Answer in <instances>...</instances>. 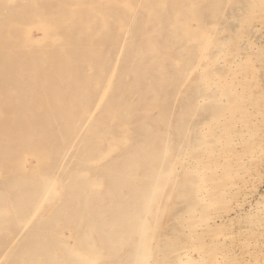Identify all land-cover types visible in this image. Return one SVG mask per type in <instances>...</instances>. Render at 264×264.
<instances>
[{
    "label": "rangeland",
    "instance_id": "1",
    "mask_svg": "<svg viewBox=\"0 0 264 264\" xmlns=\"http://www.w3.org/2000/svg\"><path fill=\"white\" fill-rule=\"evenodd\" d=\"M82 23L90 24L91 29L87 30L82 27ZM63 25L68 27L65 29L68 31L62 30ZM73 27L74 30L72 29ZM189 44L193 45V49L188 56H184L182 54L183 49ZM203 44H208L210 48L205 53H200L202 50L200 47ZM241 48L243 49L241 50ZM250 48L254 50L252 51ZM259 51L264 53V0H0V131L7 128L9 121L12 119L11 113L6 112V107L9 104L17 107V104L20 103L22 104L20 105L22 106L21 108H27L29 111L34 109L35 111L38 106V100H41L42 90H48L51 87L59 88L65 92H63L64 99L67 101L75 100L76 98L81 100L82 97L89 98L88 104L78 100H76L77 102L75 101L78 104L74 106L78 105L82 110L78 107H73L72 110L78 108L77 111H75L76 109L74 111L68 110L65 113L68 117H72V119H69L74 123L72 125L73 128L75 127L74 132H77V134L73 133L72 136L75 138L70 137L74 139L73 142L70 141V138L65 140L63 148L68 144L69 146L62 149L64 152L62 150L58 152L63 154H61L62 157L53 151L52 154L50 152V154H47V152L42 154V151L37 149L40 143L38 138L33 145L36 152H38L37 157H40L41 160L43 159L44 162L53 156L51 159H55V161L52 164H54L56 169L58 168V172L56 171L57 175H55L59 177L60 175L58 174H61L62 177L59 178L64 177L63 179L67 180V182L63 180L67 184L62 181L65 186L67 185L63 187L67 188L71 184V180L68 178L71 172L81 171V174L87 175L85 179H89V177L94 178L93 176H96L94 173L97 172V166L99 169L98 174L102 173L99 172L105 166L107 167L106 161L109 166L112 163L114 164V162L115 164L121 163V159L125 158L122 157L123 149L131 150L135 146V142L137 143L138 140L144 137L141 136L143 134H139L141 133L138 129L139 126L142 123H144L142 126L147 122L151 123H147L145 128L157 129L163 132L162 140L164 142L166 140L168 146H166L165 142V148L171 149V152L167 153L170 154L169 156L162 157V155H158L160 158L155 163V169L157 170L159 167L162 170H169V164L175 168L172 170V177L170 178L172 182L152 206L154 211L151 215L150 225L153 226L152 232L154 233L150 240L151 246L146 252L145 260L147 263L146 261L144 263L166 264L168 262L166 259H169V263L174 264L176 261L174 259L175 255L187 251L189 253L191 247L195 244H202L207 247L206 251L209 252L205 256V264H213L215 262L214 258H218L220 261V252L227 253V257L223 260L231 264H251L248 261L252 257L264 254V123H261L260 118L258 119L259 116H255V114L250 112L248 120L253 123V126L256 124L255 126L258 128L240 132L237 125H229V122L224 120V117H228L233 113L236 101L230 94L226 93L229 86L224 80L228 79L227 77L231 74V71L225 67L222 61L226 59L227 63L238 56L243 57L242 53L248 55L246 64L243 66L245 75L248 79L256 78L260 84L259 87H261L260 92L262 91V96L264 97V56L259 57ZM75 54L79 58L78 65L75 69H71ZM221 56H223V60ZM145 57H149L150 70L146 74L143 73L139 76L140 86H142V82L147 83L146 75L151 76V81L156 80L162 83L164 80L163 86H160L159 89L156 87L157 92L154 96L157 98L155 105L158 101L159 103L154 107L149 106V102L136 104L138 98L136 97L137 95H134L135 97L132 96L130 98L131 102L134 103L132 107L134 121L131 122L133 118L130 120H126V118L119 120L121 117L115 114L117 112L116 108L128 100V96L124 98L123 95L127 93L130 87L138 90V84H134L133 81L136 79L134 72H137L140 61ZM209 62L210 66L207 65ZM161 71L162 73H160ZM68 72L75 74L78 78L88 79V83L102 80V88L99 81H95L96 84L94 82V85L91 83L90 88L88 83H82L84 80L80 81V84L82 83L84 86L82 84L79 85V83L73 85V81L65 77ZM106 73L108 75H104ZM104 76L109 78L110 82L107 83L108 79ZM13 82L21 84L20 91L19 89L13 90L12 87L11 90L9 86ZM166 82L170 85H167ZM199 82L201 85L197 87L196 85ZM35 83L37 89L34 93H31L34 96L30 97L31 95L27 94L23 89L28 85L34 87ZM109 84L113 85L112 90ZM81 86H83L82 89ZM85 86L86 90L83 91ZM8 87L9 89H7ZM162 87L163 90H160ZM164 87L168 88L164 89ZM77 89L78 91H76ZM13 91H16L13 93V95L17 94L16 98L12 95ZM75 91L77 93L80 92L76 94ZM97 92L99 93L97 94ZM19 93H24L22 95L24 97ZM100 93H103V96ZM172 93L174 97L170 96ZM74 94L78 95V97L74 96ZM100 95L102 99L98 100ZM18 96V99H21L20 102L17 101ZM115 97L118 99H116L118 105L113 103L115 102L113 100ZM256 97L251 95L248 99V104H257L258 98ZM217 98L223 104V107H219L220 109L218 107L216 109V104L214 103V99ZM97 100L99 103L101 102V105ZM223 101L226 102L223 103ZM81 103H83L82 107ZM48 104V106L45 105L46 108L52 107L55 103L49 102ZM110 104H112V109L111 107L110 109L108 108ZM86 105H91L92 109ZM103 109L106 111L110 110V112L114 111V113H107ZM88 110L90 112L92 110V115H89L90 112L86 113ZM85 114L90 116L92 120L90 121ZM160 114L165 116L164 119L161 122H153V118ZM19 115L22 116L24 114L21 112ZM82 116H85L88 120L86 121ZM113 116L116 117L114 118ZM117 117L118 120L116 119ZM94 124H102V128L98 126L100 130L97 129V125L94 128ZM207 126H209V129ZM103 127L111 128L113 137H111V133L110 136H105L106 138L104 137L99 144L100 146L97 145L98 142L95 140L97 138L92 139L94 141L93 144L92 142L89 143L90 140L86 138H89V134H92L93 128L101 131ZM78 128H82L80 129L82 131ZM77 129L78 131H76ZM121 129L126 130L127 133L125 146L123 145L124 148L118 144L117 149L109 157L101 160L102 162L100 161V163L97 162L98 155L105 152L108 149V145L115 144L120 139V131L118 130ZM117 131L119 134H116ZM85 135L88 136L85 137ZM225 135H228V138H225ZM245 138L249 141H246ZM87 142L93 147L92 149L90 146L87 149L85 148V151L90 149L89 153L86 152L85 154L83 146L88 144ZM74 143H77L76 145L78 146H74ZM96 145L98 146L97 148ZM72 147L74 148L72 149ZM91 150L92 152H90ZM226 150L238 151L237 153L242 158L246 156L244 158L247 160H242V167L246 171H240V175L237 174L238 177L232 174L231 171L229 174L225 172L226 168L223 166L222 156ZM90 153L97 158H94ZM45 154L46 156L43 158L42 155ZM83 154H90L92 157L87 155L86 158L90 157L89 160H94V163L91 161L92 163L90 162L87 167H81L79 162L83 161L85 157L82 156ZM3 156L6 157L5 155ZM109 158L112 159L109 160ZM22 159L25 163V173L30 174L32 167L34 168L35 160L28 155ZM76 162L79 163L78 166L80 168L76 167ZM108 162H111V164ZM27 165H29V168H27ZM102 165L104 167H101ZM48 169H45V173L46 171L48 172ZM138 173L141 175V179L146 176L145 171L142 169ZM4 176L7 178H4ZM17 177L18 173L13 164L1 158L0 192L1 195L3 194L2 197H8L16 192L14 190L16 183L22 187L21 181H18ZM206 177L209 178L206 182L210 184L209 187L211 186L207 194L203 193V191L200 192V189L202 190L200 182ZM11 178L12 180L9 181ZM14 179H17V182ZM12 182L13 185L11 186ZM7 183L10 184L8 188ZM228 183L234 185L230 186ZM4 186L5 188H3ZM19 186L17 187L16 185L18 191L21 189ZM3 190H6L9 194L6 195ZM67 198L70 201L69 197ZM63 199L57 198L53 202L54 204L60 201L63 202ZM97 199L92 198L85 204L86 206L79 205L76 209L83 212V214L84 212L87 214L91 209L94 210ZM42 207L44 208L43 210L47 208L45 203L42 204ZM41 211L35 212L34 215L32 213L31 216L29 211L25 214L26 219L29 215L27 221H30V224L28 226L26 224V227H22L23 223L21 225L18 224V226L16 223H9L7 230L10 233L6 230H0L3 231L0 233V260H2L0 264L4 263L2 259L4 252L11 255L15 250L11 256L15 257L17 255L16 252L21 250L17 246H21L20 244L23 246L27 241L31 240L32 228L34 229L39 222ZM99 213L97 211L93 216L82 215V220L78 222L79 226L84 225L83 222H85L98 228L103 222ZM83 217H89L90 220L88 221L85 218V221ZM30 218L33 219L31 220ZM37 220L38 222H36ZM66 220L64 219L61 223L66 222ZM66 225H68V222ZM73 225L68 228L66 226L64 229V235L69 240H67L66 244L68 249L61 252L65 257L68 255L67 250L70 251L77 245L74 237L75 233H81L80 230L77 231L75 228V223ZM22 228H24L23 233L21 232ZM67 229L70 232L66 231ZM18 230L22 235H27L22 237ZM15 232L19 233H17L18 236ZM14 234L17 236L16 239L22 237L19 239L22 241L17 239L18 241L16 242L24 243H16ZM78 235H76V239H78ZM6 236L8 237L6 238ZM198 237L203 238V241ZM92 238L93 249L91 251L97 252L96 258H98L101 255L99 253L100 249H103L102 244L110 248L109 239H102L101 236V247V242L99 243L98 240L99 237L97 236L96 238L93 235ZM111 240L114 241L115 239ZM196 240H200V243ZM11 241H13V244ZM213 244H217L216 247L208 250ZM9 245L11 248L8 247ZM7 247L9 250L12 247L14 249L9 253ZM107 250L110 253L109 249ZM107 250L100 251L102 252V257ZM124 250L126 251L116 254V257L117 255L119 257H117L118 259L115 257L116 262L120 263V259L123 260L122 258H125L127 249ZM190 253L191 262L189 263L194 264L196 255L192 252ZM7 254L4 256H7ZM7 257L9 258L10 256ZM11 257L9 259L4 257L5 262L9 263L10 259H12L10 263L14 262V257ZM244 257H247L248 261ZM103 258L100 257L97 260L101 262ZM161 258H164L162 259L163 261H161ZM154 259H156L157 263H155ZM106 261L98 263L116 264V262L109 260L108 257ZM152 261L154 262L152 263Z\"/></svg>",
    "mask_w": 264,
    "mask_h": 264
},
{
    "label": "bare ground",
    "instance_id": "2",
    "mask_svg": "<svg viewBox=\"0 0 264 264\" xmlns=\"http://www.w3.org/2000/svg\"><path fill=\"white\" fill-rule=\"evenodd\" d=\"M14 1H16V0H14ZM82 27H84L88 30L91 27V25L82 23ZM67 28L68 27H66L65 25L62 26L63 31H68V30H65ZM72 29L74 30V27ZM254 37L256 38V36H254ZM209 48H210V46L208 44H203L200 47V49H202V50L201 51L199 50V51H200V53H205V51H208ZM192 49H193V45L189 44L188 46H186L183 49L182 54H184V56H188ZM242 49L243 48H241V50ZM250 49L252 51L254 50L252 48H250ZM257 51H256V53H257ZM228 54H230V53H228ZM242 55H243V57L244 56L245 57L243 58L242 56L241 57L238 56L235 59H233L227 63H226V59L223 60L224 58H223V56H221L222 60H223L222 63L225 64V67L231 71V74L230 75L228 74L229 75L227 77L228 79H226L227 82L224 80V82L229 86L228 89L226 90L227 91L226 93L230 94L232 96V98H234V100L236 101V106L233 108V113H231L228 117H224V120L226 122L228 121L229 125L230 124L237 125L238 128L240 129V132H244V131L247 132L251 129L256 130V127H257V126H255L256 124H254V126H253V123L249 122V120H248V116L250 115V112H252L251 114H255V116H259L258 119L260 118L261 123H264V97L262 96V91L260 92L261 87H259L260 84L256 80V78L248 79V77L245 75V71H244L245 69H243V66L246 64V61H247L246 57H248V55H244L243 53H242ZM258 55H260L259 57H263L264 53H260V51H259ZM74 58L75 59L72 60L73 66L71 69H73V68L75 69L76 66L78 65V61H79L78 55L75 54ZM200 59H202V58H200ZM202 63H205V62H202ZM207 65L210 66L211 65L210 62L207 63ZM48 67H50V66H48ZM149 70H150L149 57L142 58V60L139 63V66L137 68V72L136 73L134 72V76H136L135 77L136 79H134L133 81H134V84L135 83L138 84V86H137L138 90H137V88L130 87V89H128L127 93L123 95L124 98H126V96H128V100L123 102L120 105L117 104L118 102L116 103V101L118 100L116 97H115V99H113L115 101L113 103H116L118 105L117 106L118 108H116L117 112H115V114L117 116L121 117V119H119V120H122V119L124 120V118H126V120H128V119L130 120L133 118L132 117L133 116L132 107H133L134 103L131 102L130 98L134 95H137L136 97L138 98V102L137 103L135 102L136 104L143 103V102H149L148 105L151 107L158 105L159 101L155 105L157 98L154 97L155 93L157 92L156 87H158V89H159L160 86H163L164 80L162 83L160 82L161 83L160 84L156 80L151 81L150 80L151 76L146 75L145 78H147V83L142 82V86H140L139 76L143 73L146 74ZM196 71H198V70H196ZM160 73H162V71ZM104 75H108V73H106ZM110 75H109V78H110ZM65 77L68 79L70 78L73 81V85L74 84L77 85L78 83H79V85H81L82 83L84 84V83L89 82L88 79L84 80V78H78L75 74H70V72L66 73ZM104 77H106V76H104ZM109 78H107L108 79L107 83L110 82ZM92 79H93V77H92ZM82 80H84L85 82L83 81L80 84V81H82ZM94 80H95V78H94ZM95 81H91L92 85H94L93 83ZM98 81H96V82H98ZM96 82H95V84H96ZM99 82H101V88H102V85H103L102 80ZM170 82H172V81H170ZM18 83L19 82H13L10 84L9 87L10 88L12 87L13 90L19 89L21 84L20 83L18 84ZM91 83H88L89 88H90ZM60 84H63V83H60ZM166 84H167V82H166ZM85 85H87V84H85ZM167 85H170V84H167ZM200 85L201 84L199 82V83H197L196 86L200 87ZM83 86H81V89ZM110 86H111L110 89L112 90L113 85H110ZM9 87L7 89H9ZM107 87L108 86H106V88ZM116 87H117V85L115 86V89H116ZM165 87H164V89H167L169 86L167 88H165ZM12 88H11V90H12ZM23 88H25V87H23ZM36 89H37V86L35 83L34 87L32 85L31 86L28 85L23 90H25L26 93L30 94L31 95L30 97H32L34 95H32L31 93H34ZM108 89H109V87H108ZM108 89H106V90L108 91ZM23 90H21V91L23 92ZM79 90H80V88H79ZM85 90H86V86L84 87L83 91H85ZM104 90H105V88H104ZM160 90H163V87ZM19 91H20V89H19ZM76 91H78V89ZM100 91H102V90H100ZM172 91H173V89H172ZM7 92L9 93V91H7ZM14 92H16V91H13L12 95ZM63 92H64L63 90H60L59 88H56V87L55 88L51 87L48 90H42V93L40 96L41 100L40 101L38 100V106H37V108H35V111H34V109L29 111L27 108L26 109L21 108L22 106H20V105H22V104H20V103L17 104L18 105L17 107L12 106L10 104L6 107V112L9 114L11 113L12 119L9 121V126L5 129H3V131L1 130L2 132L0 131L1 132L0 133V159L3 158V160H6V161L10 162L11 164H13V166L16 168V171L18 173V177H17L18 181H21L23 188L21 186H19L18 183H16L17 179L16 180L14 179L16 181L15 182L16 184L14 185L15 186L14 190L16 192H14V193L10 192L12 194L8 197L7 196L2 197L3 194L1 195V192H0V230L8 231L7 229H8L9 223H11V224L16 223L17 226H18V224L21 225V223H23L22 227H26V224L28 226V224H30V221L29 222L27 221L29 215L27 216V219L25 218L26 217L25 214H27L28 211L31 212L30 216L32 215V213L34 215L35 212L37 213V211H40V210H42L41 211L42 214L39 217V222H38V220L36 221L38 223L35 226V228L34 229L32 228L31 240L27 241L23 246H22V244H20L21 246H17V247L21 248V250H20L21 253H20V251L16 252L17 255L15 257L13 256L14 262L10 263V261H12V259H10L9 263H6L4 257L6 259H9L12 256V254L15 252V250L13 251V253H11V255L4 252V255L7 254V256H10V257L8 258L7 256L3 255L2 259L4 260V263H1V264H96V262H97V264H99L101 262L103 263L104 260H105V262H107L106 261L107 257L109 260L116 262L117 261L116 259L119 258L118 255H117L118 258L116 257V254H118L121 251L125 252L126 250H124V249H127V252L125 254V258H122L123 257L122 256L121 258L123 260L120 259V263L116 262V264H146L147 263V261L145 260L146 255H147L146 252L148 251L149 247L151 246L150 240H151V237L153 236V233H154V232H152L153 226L150 225L151 215L153 214V211H154L152 206H153V204H155V202L158 201V199L161 197L162 193L165 191L166 187L169 186L170 182H172V179L170 180V178L172 177V170L175 168V167H173V165L169 164L170 165V166H168L169 170L168 169L162 170V169H159V167L157 168V170L155 169V163L160 158L158 155L160 154V156L162 155V157H166V156L170 155L167 153L171 152L170 151L171 149L165 148L166 140H165V142L162 140L163 132H160L157 129L152 130V129H147V127L145 128V125L149 122L145 123L144 126H142L144 124V123H142V125H140L138 129L141 132L139 134H143V135H141V136H144L143 139L138 140L137 143L134 141L135 146H133V148L131 150L129 149L130 151L123 149L124 152L122 151L123 152L122 157H125V158L121 159V163L115 164V162H114V164L112 163L113 164L112 165L111 162L110 163L108 162L109 164H111L109 166L107 164V161H106L107 167L105 166L104 169H101L99 167L101 170H103V171L100 170L99 173L102 172L103 175H102V173L98 174L99 169L97 166V172H95L96 170L94 171L95 172L94 175H96V176L92 175L94 178L89 177V179H85L87 175L84 173L81 174L82 173L81 171L77 172V171L73 170L74 172H71V174L68 175L69 180H71V184L69 187L65 188L67 186V185L65 186V184H67L66 183L67 180L63 179L64 177L59 178V177H62L61 174H58V175H60L59 177L56 176L57 175L56 171L58 170V168L56 169L54 164H52V162L55 161V159L54 160L51 159L53 156L52 157L50 156L51 160L48 159L47 161L44 162L43 159L41 160L40 157H37L38 152H36V150L33 147L34 142L38 138L40 143H39V146H37V149L39 151L41 150L42 154H44L45 152H47V154H50V153L52 154L53 152L58 153L62 149L69 146V144L67 143L68 145L63 148V146H65L64 145L65 140L66 139L69 140V138L73 135V133L77 134V132H74L75 127L73 128V125H72L74 123L70 121V119H72V117H68V115H65V113L68 112V110H72L73 107L80 108L78 105L74 106V105L78 104V103H76L77 102L76 100L83 102L84 104H86V103L88 104L89 98H83L82 97L84 99L83 100L81 98L82 101L79 100V98L78 99L76 98L75 100L71 99V100L67 101L64 99V93L65 92L64 93ZM21 93H19V94L22 96L25 92L23 94H21ZM78 93L76 92V94H78ZM98 93L99 92H97V94ZM76 94H74V96ZM100 94H102V96H103V93H100ZM172 94L170 96L174 97V94L173 95ZM84 95H86V94H84ZM138 95H139V97H138ZM251 95L257 96L256 97V98H258L257 104L256 103L248 104V102H249L248 99ZM13 96L16 98L17 94H15ZM89 96H90V94H89ZM102 96L100 95L98 100ZM14 97H12V98H14ZM22 97H24V96H22ZM76 97H78V95H76ZM18 98H19V96L17 97V99ZM213 98H214V96H213ZM201 99L202 98H200V100ZM20 100L21 99H18L17 101L20 102ZM13 101L16 102L15 100H13ZM134 101H135V99H134ZM202 101H203V99H202ZM254 101H256V100H254ZM14 102H12V103H14ZM49 102H52V103L54 102L55 104L52 107L50 106V108H48V107L46 108L45 105L48 106ZM108 102L110 103V101H108ZM224 102H226V101H223V103ZM83 103H81V107H82ZM98 103H99V101H98ZM214 103L216 104V109H218L219 107H223L221 100L218 98L214 99ZM86 106H88V105H86ZM89 106H90V109H92L91 105H89ZM111 106H112V104H110L108 106V108L110 109ZM78 108H75L76 110L75 109L74 110L77 111ZM85 108H83V109H85ZM80 109L82 110V108H80ZM109 109H107V110H109ZM111 109H112V107H111ZM74 110H72V111H74ZM103 110H105V109H103ZM21 112L24 115L20 116L19 113L21 114ZM78 112H80V111L78 110ZM87 112L89 113L90 111L88 110V111H86V113ZM91 112H92V110H91ZM91 112L89 115H92ZM100 112H102V111H100ZM106 112L110 113V114H112V112L114 113V111L110 112V110L106 111ZM86 115L87 114H85V116ZM71 116H72V114H71ZM85 116H82V117H84V119H86V121H87L88 119L85 118ZM88 117L90 119V116H88ZM104 117H103V120H104ZM164 117L165 116L163 114H160L159 116H156L153 118V122H155V123H157L159 121L161 122L164 119ZM77 118H78V116H77ZM114 118H113V120H114ZM84 119L82 118V120H84ZM106 119H107V116H106ZM116 119L118 120V117ZM91 120L92 119H90V121ZM93 121H95V120L93 119ZM132 121H134V118L131 120V122ZM129 123H130V121H129ZM103 124L107 125L106 123H103ZM108 124H109V122H108ZM149 124H151V123H149ZM75 125H76V123H75ZM84 125H86V124H84ZM96 125L97 124H94L93 127L95 128ZM101 125H97L96 126L97 129H99L98 126H101ZM85 127L90 128L87 126H85ZM111 127H113V126L111 125ZM94 128L92 130V134L91 135L89 134V138L87 137L88 135L87 136L85 135V137H87L86 139L90 140L89 143L92 142V144L94 142L92 139L97 138L95 140H96V142H98V144H97L98 146H100L99 144L101 143V141L104 139L105 136H110V133L112 135V132H113L111 130V128H107V127H103V129L101 131H98L96 129L94 130ZM101 128H102V126H101ZM207 128L209 129V126H207ZM78 129L76 131H78ZM80 129H82V128H80ZM80 131H82V130H80ZM118 131H120V137H119L120 139L117 140L118 143L115 142V144L108 145V149L105 152L100 153L98 155V158L96 156L94 157L93 154L90 153V154H92V156L94 158L98 159V160L96 159L97 162L100 163L101 160L105 159L106 157H109L117 149V147L119 146L118 144H120L121 147L124 148L123 145L126 142V136H127L126 130L121 129ZM118 131L116 132V134L118 133ZM20 136H22V137H20ZM79 136H80V134H79ZM72 137L75 138L74 136H72ZM80 137H82V136H80ZM111 137H113V135ZM248 137H249V135H248ZM71 138H70V141L73 142L74 139H71ZM225 138H228V135H225ZM245 140L249 141L246 138H245ZM81 141H82V139H81ZM162 141L164 142V145H163ZM71 142H70V144H72ZM84 143H86V142H84ZM89 143L83 146L84 151H85V148L87 149V147H89V146L92 149L93 146H91ZM76 144L74 146H78ZM82 144H83V141H82ZM15 145H17L18 147ZM97 145H96V148L98 147ZM168 145H169V143H168ZM170 145H171V143H170ZM79 146H80V143H79ZM102 146H104V145H102ZM166 146H167V142H166ZM73 148L74 147H72V149ZM236 148H238V147H236ZM75 149H76V147H75ZM75 149H74V153H75ZM89 150L90 149H88V151H85V154H86V152L89 153ZM95 150H97V149H95ZM158 150H159V152L157 153ZM67 152H69V151H67ZM90 152H92V150ZM93 152L96 154L95 151H93ZM237 152L231 151V150H226L223 153V156H222L223 166H225V168H226L225 172H228V174L230 171L232 174H235V175L239 174L240 171L241 172L246 171L245 168L242 167V162H243L242 160H247V159H245L246 156H244L245 158L243 157L244 158L243 159L242 156H240L239 153H237ZM61 154L62 153H60L59 155L62 157L63 154L62 155ZM90 154H87V155L90 156ZM253 154L255 155V153H253ZM3 155H5L6 157H4ZM26 155H28L29 157H31L35 160L34 168L32 166H30V167H32L31 173L28 169V172L30 174H26L25 170H24V168H25L24 164L25 163H24L22 158L26 157ZM64 155H66V154H64ZM79 155H80V153H79ZM87 155L83 154L82 156H85L84 158L82 157L83 161L79 162V160H78V162L81 164L76 162L77 166L76 165L75 166L79 167L78 166V164H79V165H81V167H87L91 161H93V163H94V160H89V158L92 156H90V157L88 156L89 158H86ZM42 156L44 158L46 156V154L42 155ZM72 157H73V155H72ZM75 157H76V155H75ZM57 158H56V160H57ZM63 158H65V157L63 156ZM78 158L80 159L79 156H78ZM110 159H112V158H109V160ZM74 160H76V159H74ZM62 161H61V163H62ZM162 161L163 160L161 158V162ZM28 162H29V160H28ZM116 163H118V162H116ZM67 164L69 165V163H67ZM91 165H93V164H91ZM103 165H105V164H103ZM103 165L101 167H104ZM160 165L162 166V164H160ZM67 166H66V168H67ZM27 168H29V165H27ZM47 168H49L50 170L48 169V172L46 171V173H45V169H47ZM65 169H63V170H65ZM141 169L144 170L146 173V176H144V178L142 177L144 180L140 178L141 175H139V173H138V171ZM26 172H27V170H26ZM86 173H87V171H86ZM62 175H63V173H62ZM55 176L58 177L59 179L56 178ZM237 177H238V175H237ZM4 178H7V177L4 176ZM180 178H181V176H180ZM11 180H12V178L9 179V181H11ZM63 180H66V182ZM198 180H199V178H198ZM207 180H209L208 177L204 178V180H201V182L198 181V182H200V186L202 188V190L200 189V192L203 191V193H206V194L209 193V190L211 189V186L209 187L210 184H208L206 182ZM62 181L65 184H63ZM3 182H4V180H3ZM7 184H8L7 188L10 187L9 186L10 184L9 183H7ZM228 184H230V186L234 185L231 183H228ZM12 185H13V182L11 183V186ZM16 185H17V187L18 186L21 187V189H19V191H18ZM63 186H65V187H63ZM3 188H5V186ZM102 188H103V190H102ZM203 188H204V190H203ZM11 189H9V190H11ZM100 191H101V193H100ZM3 192H6V190L5 191L3 190ZM5 194L8 195L9 193L6 192ZM65 196H66V198H65ZM67 197H69L70 201L67 200L68 199ZM6 198H8L7 201H6ZM57 198H64L63 202L60 201V202H58V203L56 202L54 204L53 201L56 200ZM92 198L93 199L98 198L97 199L98 201L95 204L94 210L91 209L87 214H85V212L83 214V212L76 209L79 205L86 206L85 204H87L88 201H90ZM44 203L47 206V208H45V210H43L44 208L42 207V204H44ZM97 211L100 212L99 214H100L101 219L103 221L102 224L99 225L98 228L95 226H91L85 222H83L84 225L79 226L78 222L80 220H82V215L93 216L95 214V212H97ZM35 215H37V214H35ZM85 218H87L88 221L90 220L89 217H83V219L85 221H86ZM30 219L32 220L33 218H30ZM64 219H67L66 222L61 223V221H63ZM67 222H68V225H66ZM74 223L76 225L75 228L77 229V231L80 230L81 233H78L79 235L75 233L74 237H75V240L77 241V245L73 249H70V251L67 250L68 255L65 257V256H63V254L61 252L68 249L66 244L69 240H68V237L66 235H64V229L66 228V226L68 228L70 225H73ZM31 224H32V222H31ZM23 229L24 228H22V230H21L22 233H23ZM66 231H68V229ZM1 232H3V231H0V233ZM8 232L10 233V231H8ZM8 232H7V234H8ZM21 232L19 231L20 234H21ZM68 232H70V231H68ZM17 233L18 232H15V234L18 236L19 233L18 234ZM28 233H29V231H28ZM15 234H14L15 242L18 241L19 239H21L22 237H25V235H27V234H24V235L21 234L22 237L19 236L20 238H17L18 239L17 240L16 239L17 236ZM76 235H78L77 236L78 239H76ZM93 235H95L96 238H97V236L99 237V239H98L99 243L101 242L100 241L101 236H102V239L103 238L109 239L108 242L110 243L109 244L110 248L105 247V245L102 244V242L100 243V246H101V244L103 246V247L101 246L103 248L102 249L103 251H105L107 249H109V251H110V253H109L107 250L109 255L107 252H106V254L103 253L104 254L103 257L105 255H107L105 257L106 258L105 259L101 256L102 252H100V251H102V250L100 249V251H99V249H98L99 253H101L100 257L103 258L101 262H99L97 260L100 257L96 258L97 252H93V250L91 251V249H93L92 248L93 247V238H92ZM7 237L8 236H6V238ZM198 238H200L203 241V238H201V237H198ZM110 239H115V240L114 241L111 240L112 241L111 242ZM19 241H22V240H19ZM199 241H197V242L200 243ZM11 243L13 244V241H11ZM16 243L19 244V243H24V242H16ZM14 245H13V247H14ZM216 245L217 244H213V246L209 247L208 250H210L211 248L214 249L216 247ZM70 246H71V244H70ZM100 246H98V248H100ZM8 247H10V245ZM13 247H12V249H14ZM17 247H16V249H17ZM104 248H106V249H104ZM206 249H207V247L203 246L202 244H195L193 247H191L190 252H192L196 255V257H195L196 261L194 262V264H203V263L205 264V261H206L205 256L209 253L206 251ZM8 250H9V248H8ZM11 250H9V253ZM190 252L188 253V251H187V252H184L181 254L179 253V254L175 255L174 259L176 261L174 260L175 261L174 264H186V263L192 264V263H189V262H191V259H190L191 253ZM156 255H157V253H156ZM159 255H161V254H159ZM250 255H252V254H250ZM13 257H11V258H13ZM115 257H116V259H115ZM226 257H227V253L220 252V261L218 258H216V259L214 258L215 262L213 264H231L228 261L223 260ZM164 258H161V261H163L162 259H164ZM244 258H247V257H244ZM147 259H148V257H147ZM154 260H155V263H157L156 259H154ZM166 260L168 261V262H166V264H168L169 259H166ZM0 261H2V260H0ZM6 261H8V260H6ZM144 261H146V263H144ZM246 261H248V258L246 259ZM153 262L154 261H152V263ZM248 262H250L251 264H264V254L259 255L257 257H252L250 259V261H248ZM169 264H172V263L170 262ZM245 264H248V263H245Z\"/></svg>",
    "mask_w": 264,
    "mask_h": 264
}]
</instances>
